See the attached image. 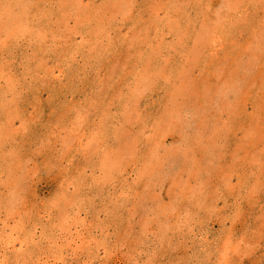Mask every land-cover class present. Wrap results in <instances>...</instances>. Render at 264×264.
<instances>
[{"label":"rangeland","instance_id":"1","mask_svg":"<svg viewBox=\"0 0 264 264\" xmlns=\"http://www.w3.org/2000/svg\"><path fill=\"white\" fill-rule=\"evenodd\" d=\"M0 264H264V0H0Z\"/></svg>","mask_w":264,"mask_h":264}]
</instances>
